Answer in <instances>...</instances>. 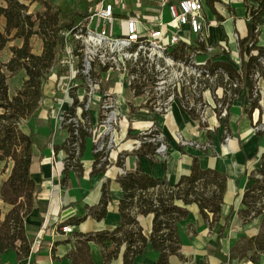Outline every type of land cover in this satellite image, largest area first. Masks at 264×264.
Wrapping results in <instances>:
<instances>
[{"label": "trees", "instance_id": "obj_1", "mask_svg": "<svg viewBox=\"0 0 264 264\" xmlns=\"http://www.w3.org/2000/svg\"><path fill=\"white\" fill-rule=\"evenodd\" d=\"M0 16L4 18L3 29H0V51L8 48L9 59L0 63V161H11V169L8 177L0 187V198L10 206L0 221V253L6 249H12L18 260H22L30 253V240L27 238L24 217L28 214L23 210L24 202H28L31 209H35L38 219L42 221L47 212L48 201L40 197L41 185L35 183L30 177L29 168L33 158V149L36 145L34 133L26 134L20 129V124L26 119H35L38 113L45 107L48 99L52 102L50 109L57 110L60 105V86L67 85L66 67L57 65L55 78L50 89L51 96L43 92V82L51 65L61 57V49L64 44L63 33L73 25L83 22L97 0H78L74 6L69 3L53 4L51 0H0ZM210 10L215 15V21L222 19L217 14L213 3L215 0H205ZM248 1L257 2L256 8L249 7ZM248 8L249 20L247 22V35L238 39L239 62L230 58L228 48H220L217 51L207 52L203 43L187 46L184 43L176 44L169 52L174 61L188 63L191 52L202 55L207 59L203 65L196 68L200 75L204 76L203 86L197 90L192 89V101L189 97H179L176 89H173L175 100L192 119L198 121L200 128H207V121L203 120L204 109L201 103V93L210 91L214 99V115L218 121V127H223L224 134L229 132L228 113L235 98L242 94L244 100L241 104L240 117L243 115L251 118L255 109L260 110V88L258 81H264V46L257 45L258 29L255 18L264 10V0H242ZM37 3L41 9L29 11V6ZM38 36L42 39L43 49L40 54L32 52L31 39ZM20 40V44H11L14 40ZM225 55L229 60H217ZM20 70L25 73L21 86L10 96L8 93L7 79L14 76ZM136 77L131 82V88L135 89L133 96H144L147 86L154 83L153 67L139 65L131 67ZM217 89H221V96H217ZM60 91V92H59ZM151 92V90H150ZM194 94V95H193ZM72 105L61 121V127L65 126L67 137L59 145H54V153L58 149L65 152L64 171L69 169L81 172L80 157L85 138L91 136L92 120L87 111L82 110L81 116L85 119L84 125L74 126L73 123H65L67 114H74L75 107L80 106L75 95ZM161 96L151 95L140 106L150 111H155L153 104ZM161 101V100H160ZM49 102V101H48ZM199 104V107H198ZM130 108V112L132 111ZM225 112L223 115L221 113ZM159 113L165 111L160 110ZM223 116V117H222ZM101 111H98V124L101 120ZM217 127V128H218ZM217 128L215 131H217ZM77 130V134L74 131ZM128 130V136H135L139 140V146L132 151L138 157H146L153 161L157 143L149 141L152 133L160 130L153 126L148 130L134 135ZM258 135L261 133L256 132ZM164 140L167 141L166 137ZM168 142V141H167ZM169 146V145H168ZM91 173L102 172L109 164L108 151H94ZM168 153H166L167 155ZM127 154L119 153L115 162L121 166ZM260 167L256 171L261 179L255 178L242 194L241 203L247 209L240 210V214H248L249 208L255 202V191L259 190V198L262 199L260 209L254 213V217L260 216V229L256 235L244 237L232 247L233 253L238 258H248L255 262L260 254L264 253V151L260 156ZM6 166V164H5ZM165 168V163L163 164ZM227 176L211 169H202L196 157H193L191 170L188 175H182L174 184H169L165 177L154 178L144 173L139 167L133 171L119 176L117 181L122 189L118 209L120 222L111 231L104 230L90 233H79L75 239V250L69 254L70 264H93L89 256V244L96 243L102 247L103 264H108L118 254L119 247L124 244L123 264H132L133 258L142 252L147 242L159 251L155 264H169L170 255H178L180 240L177 232L178 222L188 215L187 205L195 203L204 219L211 214V221L219 218ZM21 200H24L21 201ZM109 194L106 186L102 187L101 197L96 206L87 207L86 216L100 220L106 215V207ZM180 202L177 204L176 202ZM230 213L225 217L219 237H223L229 227ZM152 215V227L150 233L145 236L142 228L136 220V215ZM85 218V217H84ZM83 218L67 219L62 224L79 222ZM105 240H111L113 246L106 249ZM213 252V249L208 246ZM252 251L251 255H246ZM21 264V263H20Z\"/></svg>", "mask_w": 264, "mask_h": 264}, {"label": "crops", "instance_id": "obj_2", "mask_svg": "<svg viewBox=\"0 0 264 264\" xmlns=\"http://www.w3.org/2000/svg\"><path fill=\"white\" fill-rule=\"evenodd\" d=\"M203 3L208 43L213 47V51L227 47L230 58L234 62H239L238 39L247 35L248 8L242 0H215L213 6L222 19L218 23L205 0ZM248 6L256 8L257 2L248 1ZM255 22L258 29L257 45L264 46V10L256 16ZM198 57L207 59L206 54ZM217 60H229V57L222 55ZM8 90L10 92L9 88ZM111 91L119 103L120 119L116 126L114 145L111 150H108L109 164L102 172L91 173L95 141L92 136H87L83 142L80 157L81 172L69 169L65 173V152L58 149L56 153H52L53 146L59 145L66 137L61 139L55 137L57 132L55 128L58 125L55 120L56 110L50 109L52 106L50 99L40 110L37 118L26 119L20 124L22 132L34 133L36 145L33 149L34 156L29 173L32 180L41 185L40 197L48 201V208L42 221L38 219V214L33 209L28 221L25 222L26 235L30 240L29 255L18 260L15 251L6 249L0 253V264H70L69 254L75 250L77 234L111 231L118 226L120 222L118 204L122 195V189L117 181L119 176L139 167L144 173L154 178L165 177L169 184H174L182 175L190 173L193 157L197 158L200 168L224 173L227 176L226 187L219 218L215 221H211V214L208 215L207 220L204 219L195 203L187 205L188 215L177 225L180 240L179 254L170 255L169 264H264V253L253 262L238 258L232 251L236 243L244 237L256 235L260 229V216L244 220L239 211L243 209L241 196L247 186L246 176L251 170L260 167V156L264 151V133L260 132L261 135H258L252 126L256 121L264 122V88H260V110L255 109L251 118L245 115L240 117L243 94L234 99L228 116L229 139L224 143L219 140L221 134L218 137L215 134L222 129L218 127L215 116L209 118L207 128H200L198 121L192 119L176 100L171 102L166 112L159 113L141 107L144 99L141 96H133L124 82L123 84L116 82ZM14 94L15 90L12 95ZM44 94L50 97L52 93ZM208 94V91L204 92L205 96ZM62 103L64 110L69 109L68 98ZM131 107L133 110L130 112ZM233 109L235 112L232 114ZM90 117L94 130L98 128L101 132L102 127L98 125L97 120V109L90 112ZM153 126H156L166 137L169 146L165 158L155 156L151 161L132 153L139 146V140L135 136H128V130L131 129L134 135ZM216 128L217 131H215ZM178 132L186 139L195 140L200 144L210 141L209 148L205 150L180 146L175 138ZM122 152L127 155L123 164L118 166L115 162L119 153ZM10 169L11 162L5 166V162L0 161V187L8 177ZM104 185L109 194L106 215L100 220L86 216L87 207L96 206L99 203ZM176 203L180 204L179 201ZM232 208L229 227L220 238L224 219ZM9 209L10 206L0 198V219H3ZM76 217L83 219L69 224L72 226V233H63L60 230L62 222ZM136 220L142 228V233L147 236L152 227V215L137 214ZM103 245L106 249H110L113 242L105 240ZM208 246L213 249V252L208 249ZM124 249L125 245L122 244L117 256L108 264H123ZM89 256L93 264H103L101 245L90 243ZM158 256L159 251L147 242L142 252L133 258L132 264H155Z\"/></svg>", "mask_w": 264, "mask_h": 264}, {"label": "built area", "instance_id": "obj_3", "mask_svg": "<svg viewBox=\"0 0 264 264\" xmlns=\"http://www.w3.org/2000/svg\"><path fill=\"white\" fill-rule=\"evenodd\" d=\"M115 24L119 28L118 34H115ZM206 28L203 0H97L83 22L71 26L63 33L64 44L57 63L66 67L68 82L73 79L89 81L87 98L95 92L98 81L114 76L124 79L133 95L135 89L130 85L138 76L131 72V67H153L155 81L151 86L159 87L163 83L159 72L167 65H185L184 62L174 61L169 55L176 44L184 43L192 47L203 43L207 52L213 51L206 38ZM188 52V64L196 71V66L203 65L205 61L197 62L196 57L199 55L190 50ZM149 92L146 87L144 96L141 97L146 99ZM102 96L104 99L100 109L109 114H101L98 125L103 127V136L98 140L94 139V151L111 150L120 119L119 103L111 89L105 90ZM77 99L81 105L75 107L76 112L74 111L73 115L68 113L65 120V123H73L75 127L85 124L81 112L87 109L83 104L84 98L79 96ZM87 101L89 102L90 98ZM173 101L175 94L172 90L164 95L162 101L155 102L153 107L155 111L163 109L166 112ZM72 102L73 98L69 107ZM68 110H63L61 120ZM152 128L148 129V132H151ZM253 129L255 132L264 131V123L255 124ZM92 130L93 126L90 131ZM74 134H77V130ZM175 138L180 146L204 149L208 145L186 139L179 132ZM228 139L229 137L226 141ZM148 140L157 143L155 156L165 158L168 142L164 140L161 131L152 133ZM60 230L65 234L73 232L69 224L62 225Z\"/></svg>", "mask_w": 264, "mask_h": 264}, {"label": "rangeland", "instance_id": "obj_4", "mask_svg": "<svg viewBox=\"0 0 264 264\" xmlns=\"http://www.w3.org/2000/svg\"><path fill=\"white\" fill-rule=\"evenodd\" d=\"M51 1L55 5L65 3V2L69 3V5H71V6L78 4V0H51ZM0 5H4V3L0 1ZM38 9H41V7L37 3H33L29 6V11H31V12H34ZM3 26H4V18L2 16H0V29H3ZM114 30H115V34L119 33V28H118L117 24H115ZM11 44L19 45L20 40L16 39V40L10 42V45ZM31 45H32V52L34 54H40L42 52L43 42H42V39L40 37L34 36L31 39ZM9 54H10V52H9L8 48H5V50L0 51V63L6 62L9 59ZM205 60L206 59L203 57H196L197 62H204ZM57 65H58V63H57V61H55L53 63V65H51L49 72H47L45 75L44 82H43V92L44 93H48L52 87V84H53V81L55 78V72H56ZM159 76H161L163 83L159 87H154L151 85L147 86L148 92H149V89L152 90V92L148 93V96H151V95H156L157 97L161 96L162 98L159 100L157 99V100L162 101L164 98V95L168 91H172L173 89H176V93L179 95V97H181V96L184 97V94H186L187 97H189V103H191V101H192V99H191L192 89L195 88V90H197L198 88H201L203 86L204 79H206L204 76H202L198 73L197 69H196V71H194L193 67H191V65H189L188 63H187V66H186V64L183 65L182 63L181 64L180 63L179 64L174 63L172 65H167L166 68L162 72H159ZM24 78H25V73L23 70H20L14 76L8 77L7 83H8V88L10 89V92H11V94H9L10 96H12V93L14 92V90L16 91L21 86ZM116 82H118L119 84H123V82L125 83V80L124 79H118L117 77L114 76V77H110L108 80L104 79V80L98 81V87L94 89L95 92L92 93L90 96H88V98H87V93L89 90V87H88L89 81H86L84 79H73V80L69 81L67 83V85L62 84L59 88L61 91L59 100L60 101L62 100V101L60 102V105L57 108L56 115H55L56 124L58 125V127L55 128L57 131L55 134V137L57 139H61L62 137H67V132H66L65 126H63V128L60 127L61 121H62L60 119V117H63V114H64V112H63L64 104L62 103L63 101H66L68 98L69 101L71 102L72 97L70 95H75L77 98H79V96H82V99L84 98L83 104L87 108V109H85V108L84 109L90 115V112L92 110H96V109H97V111L101 110L100 109L101 104L103 103V99H104V97L102 96L103 92L107 89L110 90V89L114 88V85ZM175 84H176V88L174 86ZM258 87L261 89L264 88V81L263 80L258 81ZM206 91H208V90H205L201 93V103H202V107L204 109L203 119L205 121H208L211 116H213V117L215 116L213 109H212L213 106L215 105V102H214L213 97L211 96L210 91H208L210 95L209 94L207 96L204 95V92H206ZM10 92H8V93H10ZM216 94L218 97L221 96V94H222L221 89H217ZM89 98H90V101L88 102L87 100ZM142 99H145V97H142ZM94 107L96 109H93ZM198 107H199V104H198ZM231 107H232V105H231ZM231 107H230V109H231ZM75 112H76V110H75ZM234 112H235V110L231 111L232 114ZM105 113L109 114L107 111L103 112L101 110V114H105ZM224 113L225 112L223 111V113H221V114L223 115ZM229 113H230V110H229ZM229 113H228V116H229ZM258 123H264V122H260V121L257 122L256 121V122H254V124L252 126L254 127V125L258 124ZM213 128H215V127H213ZM221 128L222 129L220 130V132L218 131L215 134L217 135V137L221 134L219 140L221 143H224V142H226V138L229 137V134L228 133L224 134L223 127H221ZM102 129H103V127H102ZM211 130H213V129H211ZM260 132L264 133V131H260ZM91 136L95 140H98L99 138H101L103 136V134H102V131L100 132L98 128H96L95 130L93 128V130L91 132ZM104 138H105V136H104ZM206 143L208 145L205 146V148H204L205 150H207V148H209L210 141H207ZM8 162H11V161H8ZM7 163H5L6 166H7ZM246 177L248 180H247V186H246L245 190L252 183H254L255 178L261 179V175L256 171V169L251 170ZM259 192H260L259 190L255 191V199H254L255 202L252 203L251 208H249L248 214H246V215H244L243 213L240 214L244 220L254 218V213L260 209L262 199L259 198L260 197ZM21 201L24 202V200H21ZM242 208L247 209V206L242 204ZM23 210L28 211V214L24 217V223H25L28 221V218L31 215L33 209H31V206L29 205V203L25 201L24 206H23ZM1 220H3V219H0V221ZM25 229H26V225H25ZM251 253H252V251H248L246 255L247 256L251 255ZM244 259L246 261L249 260L248 258H244Z\"/></svg>", "mask_w": 264, "mask_h": 264}]
</instances>
